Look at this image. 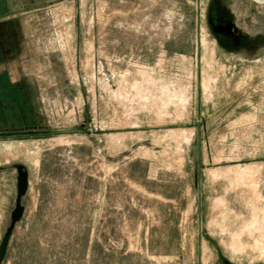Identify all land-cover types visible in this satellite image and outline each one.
<instances>
[{
  "label": "rangeland",
  "instance_id": "1",
  "mask_svg": "<svg viewBox=\"0 0 264 264\" xmlns=\"http://www.w3.org/2000/svg\"><path fill=\"white\" fill-rule=\"evenodd\" d=\"M209 1L0 0V264H264V48Z\"/></svg>",
  "mask_w": 264,
  "mask_h": 264
},
{
  "label": "flooded vegetation",
  "instance_id": "2",
  "mask_svg": "<svg viewBox=\"0 0 264 264\" xmlns=\"http://www.w3.org/2000/svg\"><path fill=\"white\" fill-rule=\"evenodd\" d=\"M228 0H210L205 10V18L210 33L227 53L239 50H260L264 39L253 43L243 27L235 19V13L231 10ZM254 40V41H253Z\"/></svg>",
  "mask_w": 264,
  "mask_h": 264
},
{
  "label": "water",
  "instance_id": "3",
  "mask_svg": "<svg viewBox=\"0 0 264 264\" xmlns=\"http://www.w3.org/2000/svg\"><path fill=\"white\" fill-rule=\"evenodd\" d=\"M27 181H26V174L24 172L19 173V179L17 183V199L18 203L12 212L11 216V224H14L20 218L22 214V207L19 204V200L24 196L26 191Z\"/></svg>",
  "mask_w": 264,
  "mask_h": 264
}]
</instances>
